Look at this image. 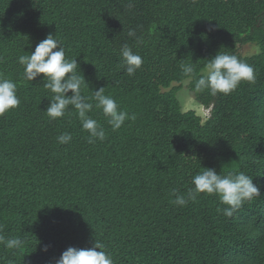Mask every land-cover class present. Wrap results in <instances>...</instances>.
Instances as JSON below:
<instances>
[{
	"label": "trees",
	"instance_id": "16d2710c",
	"mask_svg": "<svg viewBox=\"0 0 264 264\" xmlns=\"http://www.w3.org/2000/svg\"><path fill=\"white\" fill-rule=\"evenodd\" d=\"M129 29L144 42L136 46ZM49 34L77 59L103 141L88 142L71 106L50 119L43 76L25 79L18 57ZM125 43L143 59L132 76ZM247 44L257 52L243 54ZM219 51L251 65L255 82L229 95L196 92ZM181 59L193 64L191 78ZM0 74L20 101L0 116V234L24 241L16 252L0 244V264H56L96 240L114 264H264V0H0ZM186 81L206 120L183 110ZM101 87L135 120L114 131L95 107ZM63 133L72 140L60 144ZM203 168L244 172L261 195L231 218L215 194L173 204Z\"/></svg>",
	"mask_w": 264,
	"mask_h": 264
},
{
	"label": "clouds",
	"instance_id": "9594fccd",
	"mask_svg": "<svg viewBox=\"0 0 264 264\" xmlns=\"http://www.w3.org/2000/svg\"><path fill=\"white\" fill-rule=\"evenodd\" d=\"M132 7L131 4L128 5ZM128 37L135 41V45L142 44L143 38L137 36L135 29H129ZM30 55H21L18 62L24 66V77L28 81H34L37 77L43 76L44 87L53 93L50 105L44 110L50 119L62 118L71 106L76 110L82 123V128L89 134V143L105 139L103 127L89 117L88 113L93 110V103L89 97L82 94V87L89 84L79 69L77 59H67L62 43L49 34L39 42L34 52ZM122 59V66L127 74L132 76L142 67V57L133 52V47L125 43L119 49ZM180 68L185 77L191 78L194 74L192 63H185L181 59ZM204 74L195 82V91L208 90L211 95H229L235 91L242 81L255 82V72L251 65L243 62L234 54L219 51L214 57L208 60ZM17 85L10 79L0 74V116L19 106V98L16 95ZM105 87L95 90V107L102 110L107 117L108 124L112 129L119 130L126 120H135V115H129L126 111L120 110L117 102L110 96L105 95ZM71 92V95H69ZM72 140L69 133L59 135L60 144ZM238 154V153H237ZM198 172L192 183L187 196L177 195L171 201L177 206H186L189 201H195L200 194L217 195L220 202L227 207L217 208L226 217L231 218L246 201H251L261 195L260 188L254 184L253 178L244 172L239 173H217L215 169L203 168ZM0 244L14 252L19 251L24 241L19 237L6 238L0 234ZM47 251V247L44 249ZM56 264H114L110 254L104 251V245L96 240L91 248L79 249L69 247Z\"/></svg>",
	"mask_w": 264,
	"mask_h": 264
},
{
	"label": "rangeland",
	"instance_id": "374dc122",
	"mask_svg": "<svg viewBox=\"0 0 264 264\" xmlns=\"http://www.w3.org/2000/svg\"><path fill=\"white\" fill-rule=\"evenodd\" d=\"M258 47L253 44H247L241 47V51L243 54L251 55L256 53ZM188 82L184 83V88L178 92V98L180 100L181 106L183 110H195L198 115H200L203 120H206L205 115L209 113L210 110H207L206 107L200 105V103L196 100L194 94L188 89Z\"/></svg>",
	"mask_w": 264,
	"mask_h": 264
}]
</instances>
